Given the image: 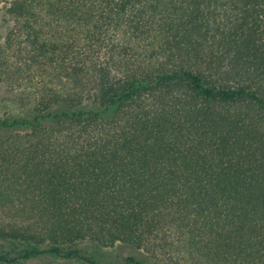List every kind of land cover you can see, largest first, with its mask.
Listing matches in <instances>:
<instances>
[{
    "label": "trees",
    "instance_id": "1",
    "mask_svg": "<svg viewBox=\"0 0 264 264\" xmlns=\"http://www.w3.org/2000/svg\"><path fill=\"white\" fill-rule=\"evenodd\" d=\"M0 83V264H264V0H0Z\"/></svg>",
    "mask_w": 264,
    "mask_h": 264
},
{
    "label": "rangeland",
    "instance_id": "2",
    "mask_svg": "<svg viewBox=\"0 0 264 264\" xmlns=\"http://www.w3.org/2000/svg\"><path fill=\"white\" fill-rule=\"evenodd\" d=\"M27 103L19 95L9 92L0 83V114H20L24 113L27 109ZM129 253L127 247L114 246L112 248L104 249L103 256L108 261L119 263ZM62 263V262H61ZM32 264H46L43 262H32ZM54 264V263H49ZM63 264V263H62Z\"/></svg>",
    "mask_w": 264,
    "mask_h": 264
}]
</instances>
